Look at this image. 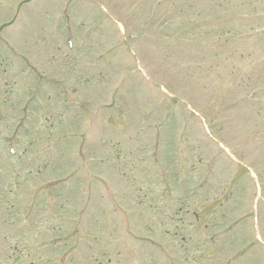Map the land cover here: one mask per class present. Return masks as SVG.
Returning a JSON list of instances; mask_svg holds the SVG:
<instances>
[{"label": "rangeland", "instance_id": "1", "mask_svg": "<svg viewBox=\"0 0 264 264\" xmlns=\"http://www.w3.org/2000/svg\"><path fill=\"white\" fill-rule=\"evenodd\" d=\"M203 2L0 0V264H264V1Z\"/></svg>", "mask_w": 264, "mask_h": 264}]
</instances>
